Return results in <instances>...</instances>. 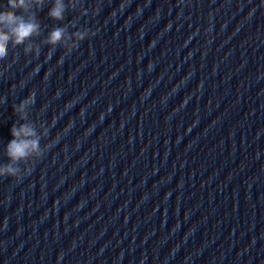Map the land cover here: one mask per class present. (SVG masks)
Segmentation results:
<instances>
[{
    "label": "clouds",
    "instance_id": "9594fccd",
    "mask_svg": "<svg viewBox=\"0 0 264 264\" xmlns=\"http://www.w3.org/2000/svg\"><path fill=\"white\" fill-rule=\"evenodd\" d=\"M77 2L78 0H69L73 7ZM43 4L44 0H7L3 10H0V60L7 58L10 44L25 45V41L40 35L41 25L34 8L42 9ZM67 8L68 5L64 3V0H54L48 15L51 19L62 21ZM82 14L87 15V10H84ZM95 34L87 28L68 33L67 27L57 26L48 33L45 43L50 45L52 50L62 46L66 53H70L78 47L79 42ZM24 50L25 52L34 51L39 55L40 47L38 45L34 47L29 43L25 45ZM35 95L33 91L14 105L18 122L11 128L12 139L6 145L8 162L0 164V177L21 180L25 175L30 174L31 164L42 158L46 152L48 145L42 146L41 140L47 135L48 129L43 123L37 124L29 118L30 109L35 104Z\"/></svg>",
    "mask_w": 264,
    "mask_h": 264
}]
</instances>
